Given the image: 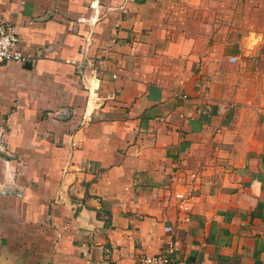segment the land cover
Returning a JSON list of instances; mask_svg holds the SVG:
<instances>
[{
  "label": "crops",
  "instance_id": "crops-1",
  "mask_svg": "<svg viewBox=\"0 0 264 264\" xmlns=\"http://www.w3.org/2000/svg\"><path fill=\"white\" fill-rule=\"evenodd\" d=\"M165 6L0 0L32 58L0 65V264H142L171 244L185 264H264L253 50H210Z\"/></svg>",
  "mask_w": 264,
  "mask_h": 264
},
{
  "label": "rangeland",
  "instance_id": "rangeland-1",
  "mask_svg": "<svg viewBox=\"0 0 264 264\" xmlns=\"http://www.w3.org/2000/svg\"><path fill=\"white\" fill-rule=\"evenodd\" d=\"M165 1L170 18L191 27L210 50H253L241 61L256 65L258 80L264 79V0Z\"/></svg>",
  "mask_w": 264,
  "mask_h": 264
},
{
  "label": "built area",
  "instance_id": "built-area-1",
  "mask_svg": "<svg viewBox=\"0 0 264 264\" xmlns=\"http://www.w3.org/2000/svg\"><path fill=\"white\" fill-rule=\"evenodd\" d=\"M32 58L21 53L18 47V38L12 26L0 19V65L9 61L23 62ZM170 231V226L164 227ZM173 244L162 254L146 255L141 257L142 264H185L172 256Z\"/></svg>",
  "mask_w": 264,
  "mask_h": 264
}]
</instances>
